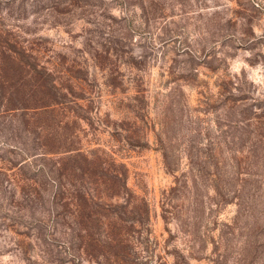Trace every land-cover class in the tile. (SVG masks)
I'll return each mask as SVG.
<instances>
[{
	"label": "rangeland",
	"instance_id": "1",
	"mask_svg": "<svg viewBox=\"0 0 264 264\" xmlns=\"http://www.w3.org/2000/svg\"><path fill=\"white\" fill-rule=\"evenodd\" d=\"M10 42L72 87L84 149L128 167L129 192L100 188L105 235L129 243L118 264H264V0H0ZM13 132L0 116V264H97L73 257L70 219L15 202Z\"/></svg>",
	"mask_w": 264,
	"mask_h": 264
},
{
	"label": "trees",
	"instance_id": "2",
	"mask_svg": "<svg viewBox=\"0 0 264 264\" xmlns=\"http://www.w3.org/2000/svg\"><path fill=\"white\" fill-rule=\"evenodd\" d=\"M3 69L8 74L0 76V84L7 86V90L0 96L4 108L0 116L7 117L14 126L12 140L22 139L9 144V148L15 150L11 153L24 154L22 162L9 161L11 165L7 168L19 178L16 185L20 187L21 200L15 201L14 196L12 199L20 208L41 206L45 215L50 216L53 230L60 225L61 215L70 219V229L77 235L75 250L78 253L74 258L85 256L102 264V259L109 255L113 264H118L122 254L119 251L129 248V243L120 237L123 229L116 224L111 235H105L101 202L105 196L109 200L111 195L100 188L114 181L117 192L113 191L112 195L116 193L120 197L129 192L127 165L117 163L101 148L84 149L85 130L81 121L87 119L88 111L74 100L72 87L56 83L54 73L40 65L30 51L10 42L6 51H0V71ZM76 107L84 113L78 112ZM128 144L149 146L139 141ZM2 172L0 169V174ZM47 205L63 208L64 214L55 208L46 213ZM136 212L138 221L146 222L149 218L146 199L138 202ZM39 222L42 227L43 220Z\"/></svg>",
	"mask_w": 264,
	"mask_h": 264
}]
</instances>
